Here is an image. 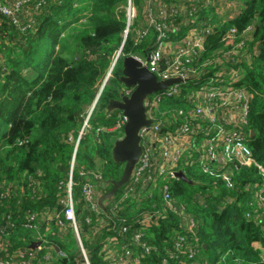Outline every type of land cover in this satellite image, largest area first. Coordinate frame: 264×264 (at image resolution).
<instances>
[{"label": "trees", "instance_id": "obj_1", "mask_svg": "<svg viewBox=\"0 0 264 264\" xmlns=\"http://www.w3.org/2000/svg\"><path fill=\"white\" fill-rule=\"evenodd\" d=\"M17 1L0 0V240L4 241L0 257L10 260L14 253L31 249L36 253L31 263L46 264L48 255L50 264H87L78 243L80 233L89 264H114L112 249L128 242V235L114 228L145 211L158 210L160 223L151 225L146 237L159 253L143 250V264H161L160 257L168 252L165 264H263L258 246H264V206L256 196L264 184V0H238V13L224 20L211 7H199L195 23L188 21L191 13L187 10L175 14L168 10L166 16L157 17L166 27L176 25L172 37L186 36L193 27L206 28L201 46H194L183 58L187 78L180 82L184 86L196 88L213 75L223 78L216 81L223 87H218L214 122L188 113L196 98L187 103L173 98L170 103L178 106L174 109L161 103L157 120L180 126L178 109L182 108V124L185 116L187 123L201 122L207 135L200 133L206 138L219 129H236L247 139L253 160L243 163L228 155L222 162L209 159L205 169L200 149L190 145L178 161L188 180L168 169L159 173L160 166L152 175L157 176L155 181L142 177L136 181L132 175L105 202V208L97 200L123 171V163L112 156L115 140L123 135V112L109 110L108 104L120 97L123 88L132 90L121 80L124 56L148 54L158 30L145 13V0H25L15 14L1 9L6 5L15 10ZM186 1L163 0L161 5ZM130 5L135 8L132 17ZM155 11L158 14L159 9ZM164 55L161 68L173 61ZM116 57L112 75L87 119ZM232 87L251 95L245 107L241 93L242 106H233L234 112L228 108L233 96L223 102ZM148 111L155 114L153 108ZM151 156L155 165L157 159ZM70 173L77 234L64 217ZM100 179L108 185L102 186ZM86 182L93 183L96 207L81 198ZM164 183H169V196L194 218L197 228L182 232L187 243L172 256L170 250L175 249L174 240L182 227L177 213L163 199ZM127 187L142 200L121 199ZM28 209L36 212L34 221L42 227L40 232L25 224ZM50 209L59 210L63 225ZM49 221L50 229L45 230ZM34 241L40 244L32 246ZM188 245L193 258L188 257Z\"/></svg>", "mask_w": 264, "mask_h": 264}, {"label": "built area", "instance_id": "obj_2", "mask_svg": "<svg viewBox=\"0 0 264 264\" xmlns=\"http://www.w3.org/2000/svg\"><path fill=\"white\" fill-rule=\"evenodd\" d=\"M25 0H18L16 3V9L12 10L10 7L3 5L1 9L7 13L15 14L16 10H19V6ZM163 0H145V13L147 17H149L150 21L154 23L158 32L156 33L154 47L152 50L146 55H135L138 58L142 59L144 63H146L151 70H153L159 78L165 79L173 76H179L182 78H187L185 75L186 71L182 66L183 58L188 56L189 53L192 51L190 50L194 46H201L202 39L204 38V33L206 28L202 26V28L193 27L187 30V35L183 37H172L171 32L174 31L176 25L168 24L167 27L163 23H159L157 21V17L166 16L167 11L171 10L172 14L177 13L181 10H187L191 13V17L189 18V22L195 23L198 17V9L201 8H209L211 7L214 13L217 14L214 10V6L227 4L229 0H187L188 4L187 7L184 8L181 4L170 3L169 7L165 5H161ZM232 1V0H230ZM238 5L235 11L228 17H232L234 14L238 13L241 8V3L237 0ZM41 4V1L37 3V6ZM209 4V5H206ZM159 9V12L155 11ZM129 16L132 17L135 15V8H132L131 5L129 6ZM218 16V14H217ZM228 17H218L222 18L223 20ZM15 21H18L17 16L15 15ZM210 26L207 28V30ZM174 44V48H176L174 52V56H172L173 61L166 66L165 68H161L160 62L164 59V54H167V51L170 49V46ZM176 44V46H175ZM194 50V49H193ZM169 56V57H170ZM194 71L193 73H196ZM218 77L216 75L209 76L208 81L203 82L196 88L188 89L184 86L181 82H175L169 85L164 90H159L155 93L150 94L145 102L147 106V114L153 121L152 124L146 125L141 129V137L143 143V154L135 167L134 170V180L139 181L142 177L144 180H150L152 175L157 172L158 167L160 166L159 173L168 169V172L172 175H176L178 161L180 156L183 152L190 146L194 145L200 149L201 153L199 156V160L205 169H207V163L209 159H214L219 162L225 161L226 156H236L241 158L243 163H250L253 160V156L251 153V147L246 142V138L243 133L236 131V129H219L216 131V137L211 138H204L202 143L198 142V125L199 124H192L187 123V117L185 116V123L182 124L183 116L185 113L182 108L178 109V113L181 114L180 119L181 122L179 123L180 126H175L174 121H168V123L163 122L162 120H157L158 115V106L161 103L167 105L171 109L174 107H178L177 105H172L170 101L173 98H181L184 99L187 103L192 98H196V102L194 106L188 109V113L191 115H201L206 118L209 122H214L217 118V111H216V100L220 98V90L218 89L219 86L216 83ZM223 81V78H221ZM129 91V90H128ZM131 91V90H130ZM129 91V92H130ZM243 94V105L247 107V103L250 99L249 92H241ZM241 93H237L233 90V87L230 88L229 95L223 99V102H226L229 97H232L229 105V109L233 111V106H242L239 104L241 100ZM237 95V98L235 96ZM174 106V107H173ZM153 108V113L149 114L148 109L150 110ZM246 112V111H245ZM183 113V114H182ZM126 117L125 115L121 114V123L125 124ZM196 125V126H193ZM175 126V127H174ZM166 127L168 130H163ZM180 128L179 130H172ZM201 140V139H200ZM207 140V141H206ZM244 141V142H243ZM208 142V143H207ZM210 143H214V147L207 148ZM219 143L222 145V148L219 146ZM153 155L157 160L155 165H152L150 159ZM160 159L163 161L160 164ZM154 166V168H153ZM261 169L264 171V168L261 166ZM147 175V176H146ZM155 176L153 179L156 180ZM101 181V179H100ZM73 176L70 173L68 181H67V199L65 200L66 207L64 212V217L67 221H69L73 228L77 231L78 230V220L76 217L75 212V205L73 199ZM130 187V186H129ZM261 194V201L262 206H264V184L260 187ZM170 185L169 183H164L163 185V193H164V201L166 202L167 206L170 207L172 210L177 211L180 210L181 213L179 214L181 218L180 227H182V231L179 232L178 237L174 240V248L170 250L171 256L175 254L176 250H179L182 244H186L187 241L185 240L184 235L182 232H195L197 228H195L196 221L194 218L186 211L181 210L178 205L175 203L176 200L169 196L170 193ZM83 196L81 198L85 201L87 205L96 207L98 203H96L95 199V190L93 183L86 182L83 187ZM132 198V199H131ZM121 199H128L126 201L132 200H142V198L138 194L136 195L134 192H131L128 187L123 191ZM98 201V200H97ZM124 202V201H123ZM50 213L53 217L57 219V221L63 225L65 220L60 217L58 209H50ZM30 212V209L27 210ZM36 216V212H30L28 216V221L25 223L26 225L33 226L34 229L38 232L41 231L40 226L36 221H34ZM161 216V212L158 210L155 211H145L141 216H138L135 219L129 221H123V223L119 224L117 228H114L121 234L128 235L127 241L122 243L119 247H114L111 251V256H115L112 258L114 264H143L142 261V253L143 250L145 251H155L159 253L158 246L155 243L150 242L147 239V231L149 227L151 228L153 224L159 223V217ZM52 222H48L46 226H44L45 230H49ZM130 241V242H129ZM2 240H0V247L2 245ZM135 244L134 246H132ZM260 247L262 253V263L264 264V246L260 243ZM40 249H43L42 245L38 246ZM162 247V246H161ZM191 246L188 245L187 249L188 257L193 258V252L191 251ZM140 248V250H139ZM82 252L85 255L86 263L89 264V260L87 257V251L85 248H82ZM187 252V251H186ZM169 252L166 253L163 251V255L161 256L159 262L161 264H165L169 262ZM36 258V253L34 250L28 249L23 250L21 252H16L13 254V258L10 260L2 259L0 257V264H42L40 260L31 263ZM45 258L47 259L46 264L51 263V259L49 256L46 255ZM192 262H196L192 259ZM186 264V262L180 263ZM196 264H201L196 262Z\"/></svg>", "mask_w": 264, "mask_h": 264}, {"label": "water", "instance_id": "obj_3", "mask_svg": "<svg viewBox=\"0 0 264 264\" xmlns=\"http://www.w3.org/2000/svg\"><path fill=\"white\" fill-rule=\"evenodd\" d=\"M116 60L117 57L114 59L110 70L107 73L105 81L88 113L87 119L98 100L105 82L109 78ZM122 66L121 80L125 87H132V90L126 92V90L122 89L119 98L110 99L108 109H119L126 117L123 135L115 140L112 147V156L116 161L123 163V171L120 178L110 181V189L100 194L98 203L102 208H105V202L131 179L135 167L143 154L141 129L144 126L153 123L152 119L148 117L147 114L146 98L152 93L163 90L169 85L183 80L182 77L179 76L165 79L159 78L142 59L133 54L124 56ZM87 119L84 125H86ZM251 133L254 134V130H251ZM176 175L188 180L182 169L177 170ZM100 182L102 186H106L109 183L108 181H105V179ZM38 244H40V241H34L31 245L35 246Z\"/></svg>", "mask_w": 264, "mask_h": 264}, {"label": "rangeland", "instance_id": "obj_4", "mask_svg": "<svg viewBox=\"0 0 264 264\" xmlns=\"http://www.w3.org/2000/svg\"><path fill=\"white\" fill-rule=\"evenodd\" d=\"M242 1V3H243V0H241ZM206 5H209V4H206ZM237 5H238V2H237V0H232V1H228V3L227 4H223V5H217V6H214V10H215V12H217V14H218V17H228V16H230L234 11H235V9H236V7H237ZM210 26H212L211 24H210ZM174 47V44H172L171 45V48H173ZM170 48V49H171ZM170 56V55H169ZM109 72V71H108ZM111 73H110V77H111ZM105 79V78H104ZM217 80H222L221 78H219L218 77V79ZM216 80V81H217ZM104 81V80H103ZM103 81H102V83H103ZM102 83H101V85H102ZM100 85V86H101ZM221 87H223V85H221ZM124 90H128L127 88H123ZM225 116H229V117H232L233 116V113H226L225 114ZM86 124H88V123H86ZM202 141H204V140H200V142L202 143ZM207 141V140H206ZM208 143V142H207ZM212 147H214V143H210L208 146H207V148L209 149V148H212ZM74 160L75 159H73L72 160V163L71 164H74ZM91 173H93L92 171H91ZM258 192H257V196H256V199H257V197H258V204H260L261 206H262V201H261V196L263 195V194H261V190H260V188H258V190H257ZM139 197V196H138ZM132 199V198H131ZM250 202H252V201H250ZM176 213H177V215H178V217L180 216L179 214L181 213V211L180 210H177V211H175ZM179 219H180V222H181V218L179 217ZM159 223H160V221H159ZM158 223V224H159ZM157 224V225H158ZM73 231H74V234H77V231L75 230V229H73ZM77 238H78V240H79V242L78 243H80L81 244V250H82V248L84 247L83 245H82V239H81V235H80V233L77 235ZM258 244V243H257ZM115 256H113L112 258H114Z\"/></svg>", "mask_w": 264, "mask_h": 264}, {"label": "crops", "instance_id": "obj_5", "mask_svg": "<svg viewBox=\"0 0 264 264\" xmlns=\"http://www.w3.org/2000/svg\"><path fill=\"white\" fill-rule=\"evenodd\" d=\"M56 1V0H55ZM61 2V1H60ZM169 2H172V1H169ZM183 5V7L184 8H186L187 7V1H186V3H182ZM188 30V29H187ZM175 46H176V44H175ZM170 48H171V46H170ZM176 48H171V49H169L168 51H167V54H170V55H173L174 54V52L176 51L175 50ZM205 122H208V121H205ZM198 130H199V134H198V142L199 143H201L200 142V139L202 140V139H204V138H206L205 137V135H207V133L206 132H204V126H203V124L201 123V122H199V126H198ZM200 132H202L203 134H205V135H201V133ZM213 137H216V135L215 136H213ZM179 169H181L179 166H177V170H179ZM256 243V242H255ZM259 245H260V243H259Z\"/></svg>", "mask_w": 264, "mask_h": 264}]
</instances>
